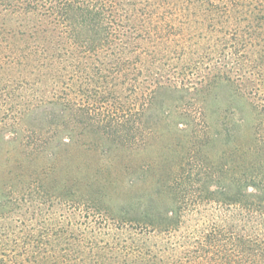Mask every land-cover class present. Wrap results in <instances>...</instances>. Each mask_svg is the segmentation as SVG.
<instances>
[{
    "label": "trees",
    "instance_id": "16d2710c",
    "mask_svg": "<svg viewBox=\"0 0 264 264\" xmlns=\"http://www.w3.org/2000/svg\"><path fill=\"white\" fill-rule=\"evenodd\" d=\"M262 11L264 0H0V143L6 130L21 140L18 171L73 157L86 133L145 149L160 96L202 115V132L215 89L245 101L227 133L244 167L209 174L200 161L159 211L117 217L87 188L1 184L0 264H264V31L243 25ZM2 159L0 181L32 172L11 177Z\"/></svg>",
    "mask_w": 264,
    "mask_h": 264
},
{
    "label": "rangeland",
    "instance_id": "374dc122",
    "mask_svg": "<svg viewBox=\"0 0 264 264\" xmlns=\"http://www.w3.org/2000/svg\"><path fill=\"white\" fill-rule=\"evenodd\" d=\"M245 19L244 26L264 31V11L259 15H248ZM158 99L155 114L162 120L156 123V138L145 149L128 150L107 138L86 133V148L70 146L71 151H74L73 157H62L60 153L62 158L54 162L50 159L38 160L36 156L30 164L18 171L12 159L15 156L24 159V147L20 139H11L13 136L9 130L4 131L2 137L6 142L0 143L4 162L1 171L6 169L11 177L13 173L32 172L20 178L14 176L10 180L2 179L0 185L17 188L45 184L52 189L57 187L54 189L56 195L64 190L68 191L70 186L74 190H77L76 187L82 190L87 188L97 202L107 206L113 215L130 218L138 215V211L156 212L166 205L170 206L169 200L173 197H164L167 185L174 187L184 170H189L196 181L200 161L207 163L204 165L209 166V170H206L209 174L213 170L222 171L228 167L239 172L244 167L241 165L242 161H238V154L230 151L232 138L227 135L228 129L233 125L231 113L235 112L234 107L245 111L244 99L235 95L232 89L220 87L208 97V113L204 111L207 120L213 125L211 130L203 132L202 122L205 119L202 115L186 116L188 105H182L178 99L162 96ZM247 121L246 127L241 131L245 135H249L247 132L251 131L253 125L249 123L252 122L250 118ZM56 161L62 162L59 167L54 166ZM222 183L225 184V181L211 180L206 185L216 186Z\"/></svg>",
    "mask_w": 264,
    "mask_h": 264
}]
</instances>
